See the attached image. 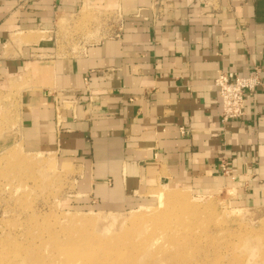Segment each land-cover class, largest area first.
I'll list each match as a JSON object with an SVG mask.
<instances>
[{
	"label": "crops",
	"instance_id": "obj_1",
	"mask_svg": "<svg viewBox=\"0 0 264 264\" xmlns=\"http://www.w3.org/2000/svg\"><path fill=\"white\" fill-rule=\"evenodd\" d=\"M85 10L91 35L66 46ZM255 67L264 79V0H0V92L24 85L20 141L77 166L93 208L152 185L264 204V89L223 123L215 87Z\"/></svg>",
	"mask_w": 264,
	"mask_h": 264
},
{
	"label": "rangeland",
	"instance_id": "obj_2",
	"mask_svg": "<svg viewBox=\"0 0 264 264\" xmlns=\"http://www.w3.org/2000/svg\"><path fill=\"white\" fill-rule=\"evenodd\" d=\"M96 19L74 18L66 46L85 40ZM23 87L0 92V264H264V204L240 202L233 190L152 185L120 210L81 203L77 166L20 141ZM162 191L184 193L197 217L172 209Z\"/></svg>",
	"mask_w": 264,
	"mask_h": 264
},
{
	"label": "built area",
	"instance_id": "obj_3",
	"mask_svg": "<svg viewBox=\"0 0 264 264\" xmlns=\"http://www.w3.org/2000/svg\"><path fill=\"white\" fill-rule=\"evenodd\" d=\"M221 101L220 118L223 123L246 117L248 96L264 89V79L261 69L255 67L249 76H240L234 72L219 71L215 79ZM229 165L222 164L224 172H228Z\"/></svg>",
	"mask_w": 264,
	"mask_h": 264
},
{
	"label": "bare ground",
	"instance_id": "obj_4",
	"mask_svg": "<svg viewBox=\"0 0 264 264\" xmlns=\"http://www.w3.org/2000/svg\"><path fill=\"white\" fill-rule=\"evenodd\" d=\"M164 191H162V193L160 194V196H159V199L160 200H162L163 202H166V203H169L170 202V205L173 207L174 206V208H172V209H175V208H178V209H181L180 211V213H184V215L186 214H189V216H191L190 214H193V215H196V213L198 212L197 210H195V208L194 207H192L191 205H190V202L187 200V198L185 197V194L184 193H181V192H179V191H176L175 193H172V192H170V193H163ZM165 203V204H166ZM161 204H163V203H161ZM164 204V205H165ZM171 209V210H172ZM168 210V209H167ZM174 211H176V210H173L172 211V213L174 212ZM177 212V211H176ZM161 213V212H160ZM166 213V212H165ZM171 213V216H174L173 214ZM175 213V212H174ZM199 213V212H198ZM176 214V213H175ZM188 216V215H187ZM151 216H142V218H144V219H149ZM194 217V216H193ZM195 217H197V215L195 216ZM151 218H153V217H151ZM192 218V217H191ZM155 219H159V215H156L155 216ZM171 225V224H170Z\"/></svg>",
	"mask_w": 264,
	"mask_h": 264
}]
</instances>
